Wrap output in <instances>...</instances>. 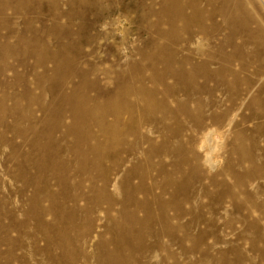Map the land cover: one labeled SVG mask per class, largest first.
<instances>
[{
	"label": "rangeland",
	"instance_id": "374dc122",
	"mask_svg": "<svg viewBox=\"0 0 264 264\" xmlns=\"http://www.w3.org/2000/svg\"><path fill=\"white\" fill-rule=\"evenodd\" d=\"M0 264H264V0H0Z\"/></svg>",
	"mask_w": 264,
	"mask_h": 264
},
{
	"label": "clouds",
	"instance_id": "9594fccd",
	"mask_svg": "<svg viewBox=\"0 0 264 264\" xmlns=\"http://www.w3.org/2000/svg\"><path fill=\"white\" fill-rule=\"evenodd\" d=\"M124 23H127V21L126 20L125 21H122L118 26L119 27H123V24ZM106 28H107V25L106 24L101 26V30L102 31H104ZM119 34L120 35H123V33H119ZM121 52H122V54L125 53L126 52V49H121Z\"/></svg>",
	"mask_w": 264,
	"mask_h": 264
},
{
	"label": "bare ground",
	"instance_id": "6f19581e",
	"mask_svg": "<svg viewBox=\"0 0 264 264\" xmlns=\"http://www.w3.org/2000/svg\"><path fill=\"white\" fill-rule=\"evenodd\" d=\"M99 1H101V0H99ZM98 2V1H97ZM96 3V2H95ZM100 4V3H99ZM92 5V4H91ZM106 7V6H105ZM94 8V7H93ZM108 8V7H107ZM100 10H103V9H100ZM106 10H108V9H106ZM110 13V12H109ZM100 14V13H99ZM105 14V13H104ZM106 16V15H105ZM252 32V31H251ZM253 33V32H252ZM211 148V147H210ZM210 161V160H209ZM79 230V229H78ZM48 249V248H47Z\"/></svg>",
	"mask_w": 264,
	"mask_h": 264
}]
</instances>
